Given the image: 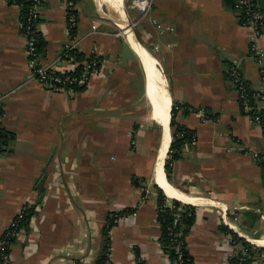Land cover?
<instances>
[{"label": "crops", "instance_id": "crops-1", "mask_svg": "<svg viewBox=\"0 0 264 264\" xmlns=\"http://www.w3.org/2000/svg\"><path fill=\"white\" fill-rule=\"evenodd\" d=\"M67 1L44 0L39 49L45 66L62 71L93 52L100 56L101 73L74 91L32 78L21 29L25 7L0 0V93H11L1 109L0 239L22 206L34 213L11 248L13 264H96L107 217L125 209L135 210L111 230L113 264H138V258L142 264H170L161 242L158 193L149 190L141 202L151 174L171 199L195 208L187 242L196 264H231L221 212L238 216L237 235L263 249L255 264H264V166L248 154L264 152V137L242 113L227 70L239 67L254 91L263 84L234 0H153L145 17L131 7L132 0H73L79 18L76 61L61 57L69 42ZM119 2L127 23L134 24L128 26L136 44L160 69L170 102L167 124L160 114V82L117 24ZM257 4L264 10V0ZM155 23L175 31L163 34ZM144 102L161 132L151 154L144 149ZM174 105L177 124L191 130L196 142L182 147L168 179L163 164L173 140ZM160 169L169 187L197 200L159 184ZM133 178L144 181L137 187Z\"/></svg>", "mask_w": 264, "mask_h": 264}, {"label": "built area", "instance_id": "built-area-1", "mask_svg": "<svg viewBox=\"0 0 264 264\" xmlns=\"http://www.w3.org/2000/svg\"><path fill=\"white\" fill-rule=\"evenodd\" d=\"M8 4L15 6L25 7L24 19L21 23L25 37L26 54L30 60L33 69L32 78L49 88L56 90H81L84 89L90 80L101 73L102 60L95 52L83 60L76 68L68 71H62L50 66H45L41 61V52L39 49L40 33L38 26L40 24L44 0H7ZM153 6V0H132L131 7L137 9L142 17H145ZM234 10L240 18L241 26L249 30V52L255 60L259 76L262 81V89L254 91L248 85V82L237 66H231L227 70V76L233 83L240 103L242 113L247 116L253 123L258 124L264 137V112L262 106L264 105V10H262L257 0H234ZM67 29L69 33V42L64 47L62 56L69 57L71 60L76 61L80 49L79 41L76 37V32L79 25V18L75 9L73 0L67 1ZM156 27L161 33L174 32L175 29L169 26H163L155 23ZM11 93H0V151L2 149L1 137L4 130L2 106L5 100ZM204 121L209 118L204 110H201ZM180 137H183L180 134ZM191 142H196V135L193 133ZM251 154L253 160L264 166V152H253ZM148 190H145V195L142 197L141 202L146 200ZM169 203V204H168ZM166 205L173 211V221L170 231V244L175 248L176 261L174 264H182V243L180 238L184 236L186 226L182 224L183 216L190 218L193 215L192 209L186 206H192L187 203L181 202V206L173 205L172 202L167 201ZM29 205H24L19 210L15 218L10 222L4 230L0 239V264H13L11 256V248L20 235L21 228L23 227L26 216L30 211ZM225 226L231 233L237 234V224L239 218L236 215L228 218L225 212H221ZM229 234V233H228ZM188 239V238H187ZM230 243L232 245L231 255L228 257V263H231L233 258L241 254V261L245 260L247 251L243 247L237 248L238 243L234 241V235H230ZM112 248L109 249V261L107 264H113L111 260ZM141 261H143L141 259Z\"/></svg>", "mask_w": 264, "mask_h": 264}, {"label": "trees", "instance_id": "trees-1", "mask_svg": "<svg viewBox=\"0 0 264 264\" xmlns=\"http://www.w3.org/2000/svg\"><path fill=\"white\" fill-rule=\"evenodd\" d=\"M78 59H80V55H78ZM171 129H172V136L173 140L170 145L169 149V159L166 161V166H165V172L168 176V179L170 178V175L172 173V163L174 161H178L181 158V151L182 147L191 142V136L193 132L183 126H180L177 124L175 120V105L172 108V119H171ZM180 134L183 135V137H180ZM144 180H140L138 178H133L132 183L140 187L141 182ZM155 188L158 190V221L160 223L161 229H162V235H161V242L163 246V250L169 255L170 259V264H174L176 261V254H175V248L171 247L170 244V231L169 229L172 227V221H173V211L166 205L167 203V198L164 196V193L170 197V198H175L173 197L168 190L165 188H162V190L158 187L155 186ZM177 199V198H176ZM173 205L176 206H181V202L177 200L172 201ZM186 208L192 209L193 215L190 218H186L183 216L182 219V224L186 226V230L184 231V236L180 238V243H182V264H196L194 262L193 257L190 255L188 251V242L187 238L190 234L191 228L194 224L195 221V208L193 206H186ZM135 209H125L124 211L117 212V213H110L109 216L107 217L106 224L104 226V245H103V252L101 257L97 260L96 264H107L109 261L108 255H109V249L111 247V240H110V233L112 228L116 225L117 220L126 214L134 212ZM34 213L33 211H29L27 216H26V221L25 223L27 224L30 219L33 217ZM24 223V224H25ZM228 231V230H227ZM229 233V231H228ZM234 235V241L238 244H240L241 247L246 249L247 251V256L245 257L244 261H241V254L237 256L236 258H233L231 260V264H255L257 261H262V256L260 254H263V249L258 248L257 246L248 243L245 239L240 238L237 234L233 233ZM142 258H138L137 262L138 264H142L143 261H141Z\"/></svg>", "mask_w": 264, "mask_h": 264}, {"label": "bare ground", "instance_id": "bare-ground-1", "mask_svg": "<svg viewBox=\"0 0 264 264\" xmlns=\"http://www.w3.org/2000/svg\"><path fill=\"white\" fill-rule=\"evenodd\" d=\"M117 24L120 27L121 30H124V33L128 36V40L129 42L135 47V49L140 53V55L143 57V59L145 60V62L147 63V65L150 67V70L153 73V76L156 78H158V82L160 87V98H161V118L164 120V122L167 124L168 122V116H169V110H170V102L168 99V96L166 94V87H165V83H163V79H162V75L160 72V69L157 65V63L151 58L152 56H150L148 54V52L141 48L138 44H136L137 42L134 39V34H133V30L131 31L129 29L128 23H127V16H126V12L124 9V5L123 8H121V4L120 2L118 3V10H117ZM165 89V91H164ZM165 150V149H164ZM164 157V156H163ZM163 161V159H162ZM163 162H161L162 165ZM161 168V167H160ZM157 182L163 186H168L166 179H165V175H164V170L160 169L158 171V175H157ZM169 187V186H168ZM171 189V191L173 192V194H175L176 196L183 198L185 200H190V201H195L197 200L194 197L191 196H187V195H182L180 193H178L173 187H169Z\"/></svg>", "mask_w": 264, "mask_h": 264}, {"label": "rangeland", "instance_id": "rangeland-1", "mask_svg": "<svg viewBox=\"0 0 264 264\" xmlns=\"http://www.w3.org/2000/svg\"><path fill=\"white\" fill-rule=\"evenodd\" d=\"M121 2H123V0H120ZM132 2V1H131ZM126 6H129L130 5V1H126ZM104 5V4H103ZM104 9H106V7L104 6ZM107 10V9H106ZM112 12V11H111ZM112 14H113V12H112ZM114 17V16H113ZM128 24H130V26H132L133 27V22L129 19V23ZM122 33H123V31H122ZM125 36V35H124ZM144 106H146L145 108H146V113L144 114L145 115V118H147L148 120H146V119H144L145 120V122H148V130H146V132H145V135H146V143L144 144V149H146L150 154L151 153H154L155 152V150H156V148H157V142H156V138H157V135H159L160 133H156V131H157V126H159L158 125V122L157 121H152V119H151V115L149 114V111H150V107H149V105L147 104V103H145L144 102ZM160 129V128H159ZM171 131H172V129H171ZM167 159H169V156H167ZM167 159H166V161H167ZM166 161H165V166H166ZM165 166H164V169H165ZM156 183H155V181L153 180V176H152V174H151V176L149 177V184H147L148 186L146 187V188H144V190H143V195H142V197L145 195V190H153L154 192H156V193H158V190L155 188V185ZM163 191V190H162ZM164 193V192H163ZM164 196H166L165 194H164ZM166 198H167V200L169 201V202H172L173 200H177V199H171V198H169V197H167L166 196ZM177 201H179V200H177ZM179 202H181V201H179ZM169 204V203H168ZM230 235H233V233H231V232H229V236ZM238 245H240V244H238Z\"/></svg>", "mask_w": 264, "mask_h": 264}, {"label": "water", "instance_id": "water-1", "mask_svg": "<svg viewBox=\"0 0 264 264\" xmlns=\"http://www.w3.org/2000/svg\"><path fill=\"white\" fill-rule=\"evenodd\" d=\"M165 136H166V129H164V132H163V136H162V141H161V145H160V149H159V154H158V162H157V167H156V170H158V164H159V155H160V151H161V149H162V147H163V145H164V140H165ZM170 145H171V140H170V144L168 145V149H167V151H166V156H165V158H164V164H163V167L165 166V161H166V158H167V156H168V154H169V149H170ZM156 174H157V171H156ZM44 183H45V178H41L39 181H38V188H39V190H42V186L44 185ZM158 185V184H157ZM159 186V185H158ZM161 189V188H160Z\"/></svg>", "mask_w": 264, "mask_h": 264}]
</instances>
